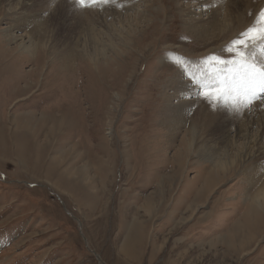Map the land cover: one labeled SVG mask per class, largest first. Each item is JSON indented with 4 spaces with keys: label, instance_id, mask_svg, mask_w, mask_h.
I'll list each match as a JSON object with an SVG mask.
<instances>
[{
    "label": "rangeland",
    "instance_id": "rangeland-1",
    "mask_svg": "<svg viewBox=\"0 0 264 264\" xmlns=\"http://www.w3.org/2000/svg\"><path fill=\"white\" fill-rule=\"evenodd\" d=\"M15 1L0 0V264H264V206L245 223L264 147L244 157L264 108L210 106L192 80L216 75L212 57L228 58L264 0H219L235 22L216 35L203 23L221 6L194 0H33L40 20L15 31L41 41L34 59L7 38ZM103 20L123 28L110 26L117 48L96 68L82 47ZM231 116L233 143L221 128ZM210 118L192 139L190 125Z\"/></svg>",
    "mask_w": 264,
    "mask_h": 264
},
{
    "label": "bare ground",
    "instance_id": "bare-ground-1",
    "mask_svg": "<svg viewBox=\"0 0 264 264\" xmlns=\"http://www.w3.org/2000/svg\"><path fill=\"white\" fill-rule=\"evenodd\" d=\"M32 1L33 0H16L14 3L11 4V7L9 8L10 11L8 10L9 13L13 12L12 10H14V11H16V10H22L23 11V14L20 15L19 14L20 12H18V15H16V14L14 15V17H16V21H15L14 24H12L8 28L9 29L8 30L9 32L7 33V38L10 41H16V42L17 41H20L19 44H18L19 46L16 47V48L19 47V49H20L19 53L17 54L18 57L19 56L20 57L22 56L23 58H26V57L31 58L32 57L34 59V57H36V54L38 53V51L44 49L43 46H42L41 41H39V40H37V38L33 37L32 36V33H30L29 31H26L24 35H22V36H20L18 38V36L16 35V33H17L18 30L15 29V28H20L22 23L28 22V25L26 27H29L33 23H36L37 20L38 21L40 20L39 19V15L40 14H38V13L36 14L34 12V3H32ZM194 1L197 3L196 4L197 7H200L199 5H201V7H200L201 11H208L214 5L221 6L220 7V11L218 9L215 10L214 14L211 15L210 17H207L206 20H204L205 22L203 23L204 26H209V27L214 26L215 28L208 29V30L203 31V32H209V33L211 32L213 35H216V33H219L221 31H226L227 29H229V28H231L233 26V24L235 22V17H234L235 12L229 10L230 9V6L229 5H228V8H224L225 6L223 5V7H222L221 2L219 0H217V1L216 0H207V2L205 1L206 2V4H205L206 6H204L203 5V2H202L203 0H194ZM239 4H240V0H236L235 2L233 1V5H232V8L231 9H234L236 6H239ZM2 11L3 10L0 8V12H2ZM187 14H188L189 18L192 21H194L193 18L195 17V15L196 16L200 15V13H198V14L197 13H194V11H192V9L191 10H188ZM222 14L225 15L226 18L220 17ZM127 18H129V16H126V19ZM138 22L139 21L136 22L137 25L140 24ZM103 23L104 24H101L100 25L101 26V28H100L101 30H99V33L90 32V34H89L90 35V38H91V35L93 36V38H92V48H90L91 50H87V46H86L87 45V42L89 40V37L85 40L84 46L82 47V48H84L83 49L84 56L87 57V58H89L90 59V62L92 63V65L95 66L96 68H97L98 62L100 61L101 58H103V59L109 58L108 57L109 51H111V53L112 52L114 53L116 51L114 49H116L117 46L114 43V37H113L112 29L110 28V26L114 27L117 30L120 27L123 28V21L122 20H120L119 25H118V23L115 24L114 22H108V21H105V20H103ZM193 23H195V22H193ZM133 24L134 23L131 22V23H129V26L132 27ZM130 29L132 30L133 28H130ZM15 30H17V31H15ZM25 30H27V29H25ZM40 30L41 31L43 30V26H41ZM131 30H130V33H131ZM25 38L27 40H25ZM61 61H62V66L64 68L67 67V64L64 62V57L61 58ZM190 103L191 102H189L188 105ZM221 106H223V105H221ZM256 106H257L256 109H250L249 112H253V114H255L256 111L258 112L259 109L264 108V103L263 102H258ZM219 110H221V109H219ZM234 111H236V110H234ZM249 112H246V116H247L248 120H250L251 116L253 115L252 114L250 116L249 115ZM181 114H182V111H181ZM181 114L178 111L177 112V117L180 116ZM181 121H183V120H181ZM208 121H212V119L210 118V119H208L206 121H203V122L199 123L198 125H193V124L190 125V127L188 128V131H189L190 134L193 135V138L192 139H194V137H195L194 135H197L198 136V134H200V132H201L200 130H202V131L205 130L206 131V129L209 128L211 122H208ZM225 121H226V119H225ZM206 122H208V124H206ZM229 122H230L229 124L226 123V124H224V125L221 126V128L225 129V131H223V132H227L226 135L224 136V138H222V141L229 142V140L232 139V143H233V142H236V141L233 140L235 137H241L242 136V133H241L242 130L238 126H237L236 129H234V125L235 124H234V120H232V116H231V119L229 120ZM250 123H251V120H250ZM27 124H29V122ZM211 125H213V124H211ZM261 125H262V130H261V134L259 133L260 134V137H258L259 139L257 138L258 139V142L256 144H253V148H254L253 151H251V152L245 151L244 152V157H246V158H250L249 155H251V156L255 155L254 153H256V154L259 155L260 153L263 152V147H264V123H262ZM248 126H249V124H248ZM251 126H252V124L250 125V127ZM25 128H26V126H25ZM45 130H46V128H45ZM232 132H236L235 136L234 135L231 136ZM248 132H249V130H248ZM251 144H252V142H251ZM191 145H192V143L189 142V145L188 146H191ZM253 148H251V149H253ZM238 151H240V150H238ZM207 156H208V154H207ZM204 159L205 160H210L209 157H206V156H205ZM235 159H236V157L234 158V160ZM211 160H212V164L214 165V167L216 168L217 171L224 170L225 169L226 162H224L222 159H219L218 158V160H216V159L213 158ZM257 165H256V167L253 168V170H251L253 172V175H251L250 182H252V183L254 182V184L257 185V189L255 190V192L248 193V195H247L248 196V200H249V207H248V213H247V216H246V219H247L246 222H245L246 224H248L249 222H253L255 224L256 220L261 217L260 216L261 211L259 210V208H261V207L264 206L263 205L264 204V176H261V177L258 178V176L256 174V171L259 168H257L258 167ZM255 174H256V176H255ZM51 185L54 186V188L56 189L57 192H59V193L61 192L60 188L57 187L55 184L51 183ZM96 189H98V188H96ZM80 211H81V213H83L81 209H80ZM255 217H258V218H255ZM252 219L255 220V222L252 221ZM240 225L243 226L244 224H240ZM138 233H139L138 235L141 234L140 232H138ZM250 253H251V251H250Z\"/></svg>",
    "mask_w": 264,
    "mask_h": 264
},
{
    "label": "snow or ice",
    "instance_id": "snow-or-ice-1",
    "mask_svg": "<svg viewBox=\"0 0 264 264\" xmlns=\"http://www.w3.org/2000/svg\"><path fill=\"white\" fill-rule=\"evenodd\" d=\"M87 6L86 0H78ZM93 4L100 0H91ZM258 45H264V9L260 10L256 24L241 32L225 47L228 58L213 56L220 70L209 81L203 78L193 82L198 86V95L210 106L223 105L239 111L251 109L257 102L264 101V59L254 55ZM264 54V49L261 50Z\"/></svg>",
    "mask_w": 264,
    "mask_h": 264
}]
</instances>
